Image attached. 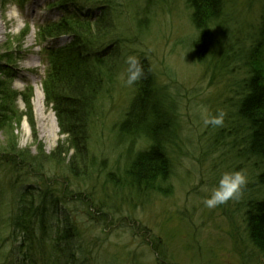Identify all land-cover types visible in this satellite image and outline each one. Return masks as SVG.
Masks as SVG:
<instances>
[{"label":"rangeland","instance_id":"1","mask_svg":"<svg viewBox=\"0 0 264 264\" xmlns=\"http://www.w3.org/2000/svg\"><path fill=\"white\" fill-rule=\"evenodd\" d=\"M228 1L231 15L244 12L251 19L256 16L260 6L256 0ZM123 2L131 4L126 0ZM132 4L134 10H131L136 12L135 16L139 18L144 15L146 18L138 28L131 14L133 12L123 8L124 24L138 29L131 36L136 38L130 40L124 53L145 55L159 78L171 87L174 86L172 83L177 85L175 102L183 131H177V137L181 136V145L174 152L175 171L168 177L169 191H160L167 181L157 183L145 195L136 194L127 186L118 187L119 183H126L123 170L126 169L128 148L115 131L129 98V87L123 86L119 80L125 64L120 73L117 72L105 83L96 103V115L88 119L86 132L93 164L86 161L82 165L90 175L79 176L75 185H69L63 179L69 171L65 161L69 160L70 151L65 155L61 153L64 161L40 160L50 159V150L60 135L55 114L44 105L39 85L43 65L34 41L38 12L30 11L29 7L25 13L20 12L16 4L9 1L4 8L0 4V62L15 67L19 76L10 82L9 74L0 73V85L11 86L15 90L32 86L35 137L31 124L27 119H22V122L13 125L12 134L0 131V143L16 138L20 154L26 155L30 161L38 157L37 165L32 166L31 162L27 164L31 176L37 174L39 180L54 176L64 184L65 189L73 186L72 192L78 193L75 194L78 198H83L89 192L90 184L97 187L103 185L101 191L97 190V198L102 200V210L105 212L97 214L102 217V222L91 223L86 219L87 222L78 225L88 255L98 258V264H131L130 259L137 260L135 264H264V254L248 241L244 217L243 206L247 200L263 195V188L255 185L258 170L252 167L251 161L241 158L237 150L227 151L228 158H231L229 171H242L248 182L239 199L230 200L214 209L203 204L223 173L219 145L213 149L208 129L210 125L206 126L204 119L214 110L221 111L225 106L224 101L234 94L226 93V80L223 81L222 74H217L218 79L215 77L212 81L204 66L195 60L191 39L196 31L185 0H135ZM25 21L29 26L26 35ZM89 32V35H93L94 29ZM217 32L226 33L219 30L213 32L214 35ZM5 64L3 68L7 71ZM231 71L233 74L226 76L230 82L233 79L228 76L238 79L244 74L237 71L235 66ZM22 98L16 100L19 111L25 110ZM37 143L41 148L36 147ZM67 145L65 143L64 150ZM78 163H75L76 168ZM69 173L74 175L71 170ZM110 174H113V179ZM205 185L209 193L201 190ZM6 262L4 260L3 264Z\"/></svg>","mask_w":264,"mask_h":264},{"label":"trees","instance_id":"2","mask_svg":"<svg viewBox=\"0 0 264 264\" xmlns=\"http://www.w3.org/2000/svg\"><path fill=\"white\" fill-rule=\"evenodd\" d=\"M71 1L75 14L62 18L57 24L59 30L73 31V37L84 40V45L99 44L102 35L109 34L103 32L107 27L102 21L90 24L89 14H83L75 0ZM134 1L130 0L131 3ZM256 1L260 6L253 19L244 15V12L236 13V16L231 15L228 0H185V3L190 9L191 22L196 31L191 39L195 60L204 66L206 72L212 76V81L217 78V74H222L223 81L226 80V93L234 94L225 100V106H222V111L226 113L224 125L208 126L212 136L211 145L213 149L219 145L218 153L223 172L229 171L228 162L231 158H228L229 153L226 152L232 150H237L241 158L251 161L252 167L258 170L255 185L263 188V195L258 199L247 200L243 207L248 241L258 252L264 254V0ZM121 7L120 2H112L111 13L118 12ZM145 18L144 15L139 17L136 24L140 25ZM120 26L124 27V24L121 23ZM91 29H94L93 35H89ZM219 30L226 33L217 32V35H214L213 31ZM43 34L44 31L41 30L39 35ZM77 44L75 43L76 46ZM207 54L209 58L205 59ZM120 59L121 52L108 59L100 57L92 61L78 55L77 58L62 64L60 70L49 72L47 80H44L46 103L52 104L60 133L63 134V138L58 139L57 145L50 153V161L54 158L56 161H64L61 155L71 151L67 166L77 176L85 175L87 169L85 170L82 164L91 159L85 157L84 148L93 100L99 93L105 68L113 67L111 73H114ZM233 66L244 74L238 79L228 76L233 79L230 82L226 76L233 74ZM143 67L144 77L134 84L133 99L123 119L117 124L122 136L120 138L131 142L126 150V169L123 170L126 183H119L118 187L127 186L139 195L147 194L157 183L166 181L167 184L160 191H169L168 177L175 171L174 152L181 145V136L178 133L180 138L177 137V131L182 128L176 111L175 96L167 84L158 82L161 79L157 73L146 65ZM3 86L0 85V131L12 134L13 125L20 123L23 115L30 116L31 109L29 100L25 98L29 106L28 111L19 112L14 100L15 93L9 92L8 87L4 89ZM217 113L214 110L211 115ZM226 133L229 137L224 139ZM138 138L145 140V146L131 151L134 141ZM65 143L68 145L64 150ZM77 161L79 163L76 168ZM30 162L32 166L37 165L38 157L30 161L26 155L20 154L16 138L0 143V164L7 166L6 173L22 175L27 171V166H21ZM35 171L39 172L38 169ZM67 176L66 173L63 178L69 181ZM110 178L113 179V174H110ZM45 181L53 183H48L49 186ZM68 184L70 185L69 182ZM14 185L6 183L4 179L0 181V206L7 205L0 207V264H3L4 260L7 261L6 264H98V258L84 257L88 252L86 242L79 234L81 230L78 225L87 220L97 224L102 222V217L97 214L105 212L102 210V200L97 198V190L101 191L103 185H90L89 192L85 193L83 198H78L75 195L78 193L72 192L73 186L65 189L64 184L56 179L42 180L38 191L44 193L53 203H65L64 205L69 207L64 214L65 223L54 237L49 231L46 237L38 233L41 230L42 233L45 232V228L37 231L35 227L37 224L34 220L40 218V213L32 205V196L25 192L18 193L13 188L8 191L12 192L11 197L14 196L15 201L4 200L7 191L5 188ZM37 197L42 198L41 195ZM12 203L14 209L9 208ZM118 213L120 212L115 214ZM105 220L109 221V218ZM47 226L53 228L48 224ZM130 260L131 264L137 261Z\"/></svg>","mask_w":264,"mask_h":264},{"label":"clouds","instance_id":"3","mask_svg":"<svg viewBox=\"0 0 264 264\" xmlns=\"http://www.w3.org/2000/svg\"><path fill=\"white\" fill-rule=\"evenodd\" d=\"M124 63L126 67L120 73L119 80L123 86L130 87L144 77V67L141 60L134 54L127 55ZM225 115L224 111H218L215 115L207 116L204 119V124L206 126L222 127L225 123ZM247 182V177L242 171H224L210 193L207 185L202 187V191L209 193L203 200V204L209 209H214L230 200L239 199Z\"/></svg>","mask_w":264,"mask_h":264},{"label":"bare ground","instance_id":"4","mask_svg":"<svg viewBox=\"0 0 264 264\" xmlns=\"http://www.w3.org/2000/svg\"><path fill=\"white\" fill-rule=\"evenodd\" d=\"M127 2H128V0H126ZM124 5H127L126 3H124ZM128 10H131L130 8H128ZM132 11V10H131ZM133 12V11H132ZM136 12H133V13H131V14H133L134 15V21H136L137 22V20L139 19L138 18V16H135L136 14H135ZM123 13H121V12H114L113 13V18L114 19H117V18H122L123 17ZM107 18H108V21L110 22V21H112V15L111 14H107ZM213 32H216V31H213ZM209 54H207L206 55V57L204 56V58L206 59V58H209V57H207ZM202 65V64H201ZM116 69V68H115ZM175 87H177V85H175V83H172ZM48 107V109H52L51 107H49V106H47ZM229 136H227L226 134H224V136H223V138L224 139H226V138H228Z\"/></svg>","mask_w":264,"mask_h":264}]
</instances>
